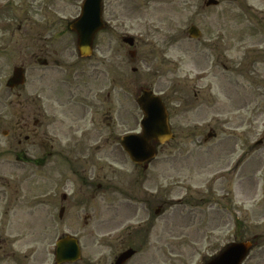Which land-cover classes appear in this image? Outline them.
I'll return each mask as SVG.
<instances>
[{
	"label": "rangeland",
	"instance_id": "obj_1",
	"mask_svg": "<svg viewBox=\"0 0 264 264\" xmlns=\"http://www.w3.org/2000/svg\"><path fill=\"white\" fill-rule=\"evenodd\" d=\"M82 2L0 0V191L12 189L2 185L8 179L12 182V173L21 171L13 164L21 149H33L34 155L42 153L40 141L45 128L36 124V119H41L38 95L42 89L46 96L48 94L47 86L40 85L38 80L40 66L34 63L33 51L39 42H52L54 49L61 52L55 56L64 55L71 70L69 64H76L74 34L69 30L59 36L57 33L61 34L59 29H63L60 25L65 26L80 12ZM219 2L206 6L205 0H104L103 18L107 27L96 36L93 54L78 61L85 68L82 78L89 83L93 101V94L96 93L100 101L99 96L105 98L110 92L106 98L108 114L116 119L118 114H124V118L129 119L132 112L138 110L135 101L138 90L143 87L153 88L158 93L166 90L173 102L170 122L175 126L176 137L158 146V156L147 169L148 198L153 208L149 215L151 222H148L150 232L139 229L129 234L128 225H138L141 218L139 215L130 217L132 214L126 212L130 208L126 206L109 208L116 199L124 201L122 196L118 198L119 194L116 199L108 195L90 199L86 193L81 197L85 200L81 213L78 209L71 211L67 226L70 227L68 233L78 235L83 260H97L100 253L94 247L102 244L103 239L107 264L113 263L119 255L122 241L137 252L128 264H201L232 241L257 237L244 264H264V0ZM52 24L56 25L51 33ZM194 24L201 30L200 38L192 39L188 35V29ZM44 25L48 26V31L41 29ZM124 35H132L137 40V56L133 61L129 57L130 48L123 42ZM18 65L26 69V81L11 89L6 81ZM225 65L232 69L235 81L239 82L235 87H241L242 94L244 88L246 96L252 92L247 99L249 102L246 101L247 107L237 101L238 109L232 114L239 116L231 118L233 123L229 127L224 126L235 135L244 132L246 137L251 132L249 139L256 140L253 152L243 158H247L246 162L237 170L234 158L239 153L228 158L229 152L220 151L222 145L231 143L221 138L223 130L205 145L196 138L197 132L204 134L203 126L197 131L196 122L191 123L189 141L182 121L183 88L190 92L187 96L190 102L194 100L193 93L207 88L208 84L213 90L222 89L217 84L226 82ZM132 66L138 71L133 72ZM214 71L218 72L212 77ZM50 73L54 72L47 70L43 77L45 84L61 79L53 78ZM122 75L131 79L122 83ZM219 98L227 110L236 108L229 107L228 98L222 94ZM93 110L90 116H101ZM221 113L226 112L222 109ZM191 119H197L196 113H192ZM25 124L26 132L34 131L26 133L30 136L28 141L24 139L23 130L18 137L19 127ZM18 138L22 145L17 143ZM129 166L133 171L132 164ZM40 169L33 167L32 170ZM124 177L130 179L127 173ZM155 195L167 199L166 211L158 216L154 205L160 198L156 199ZM46 210L42 211L44 218ZM17 214L19 218L28 217L24 208ZM29 219L32 225L26 220L8 224L0 215V264L53 263L50 253L45 263L42 259L45 251L54 250L55 241L66 229L64 223L57 220L47 225L45 220L43 224H36L32 214ZM100 219L106 220L99 225Z\"/></svg>",
	"mask_w": 264,
	"mask_h": 264
},
{
	"label": "flooded vegetation",
	"instance_id": "obj_2",
	"mask_svg": "<svg viewBox=\"0 0 264 264\" xmlns=\"http://www.w3.org/2000/svg\"><path fill=\"white\" fill-rule=\"evenodd\" d=\"M55 25L52 24L49 27L50 32ZM47 27V25H44L41 29L48 31ZM60 27L62 28L63 25H60ZM59 31H61V34L57 33V36L64 34L63 30L59 29ZM52 44V42L47 41L39 42L33 51L34 63L40 66L38 68L41 71L40 73L37 70V74L39 75L38 80L40 81V85L47 86L46 93L48 94L46 96L45 91L42 89L41 95H38L40 96L38 98L41 102L38 113L41 119H36V124L40 123L45 128L40 141L42 153L34 155L31 152L33 149L24 147L21 149V154L16 155L14 158L15 162L13 164L15 165V169H20L21 171L12 173V182L8 179L2 185V187H10L12 189L0 191L1 220L8 224L10 222L26 220L29 225H32V220L30 221L29 219L31 218V214L36 224H43L46 220L47 225H53L59 220L64 223V227L66 228L59 237H64L70 235L68 233L70 227L67 225L70 224L71 211L78 209L77 211L81 213L82 205L85 202L84 198L81 197L85 193V196L90 195V199H95L98 196L104 197L105 195L116 199L119 194L118 198L122 196L124 201L116 199L113 206L109 208L122 209L125 206L129 207L131 210L127 209L126 212L132 214H129L130 217L137 218L139 215L141 218L138 222V227L146 230L145 232L147 233L150 232L148 222H151L149 215L153 208L148 198V168L145 166V163H133L121 145V140L124 135L140 133L142 131L141 119L143 116H141L142 112L140 108L132 112L133 114H131L129 119L124 118V114H118L117 119L113 115H109L106 98L107 94L110 96V92H107L105 98L99 96L100 101L97 100L98 95L96 93L93 94L95 99L93 101L91 91H89V83L86 79L82 78L86 73L85 68L84 66L81 67L80 62H78L84 61V59L79 58L75 60L76 64L74 66L69 64L71 67V70H69L68 64L64 60L65 56H55L61 52L58 48L55 50ZM218 61H220V57H218ZM47 70L54 72L50 73L54 76L53 78L61 79H58L56 82L52 81L50 84H45L42 80L47 75ZM217 72L214 71L212 77H215ZM224 72L226 82H218L217 84V87L221 85L222 89L216 88V90H213L211 84H208L207 88H198L199 90L193 93L194 100L191 102L187 99L189 98L187 96L190 95V92L185 87L183 88V101H181L183 102L181 104L182 121L184 129L188 130L187 139L189 141L192 137V132L189 129L191 123L196 122L197 131L203 126L202 130H205L204 134L201 135L197 132L196 138L200 139L205 145L210 143L212 139H216L220 134V130H223L221 138L226 139L227 142H234V145L228 142L230 144L228 146L226 144L222 145L220 151L226 150L229 154L231 153L230 155L227 154L228 158L239 153L234 158L236 166H238L241 164L242 156L253 152L255 141L253 138L249 139L252 136L251 132L246 137L244 132L235 135L233 131L226 130L224 126L229 127L233 123L231 118H237L239 116L232 114L236 112L234 110L238 109L237 101L243 102L244 107H247L249 102L247 99L251 98L252 92H249L246 96V90L244 88L242 90L244 93L242 94L240 92L242 88L239 87L238 89V87H235V83L237 82L239 84V82L235 81L230 67L225 65ZM87 77L89 76L87 75ZM122 79L125 81V79H131V77L122 75L120 81ZM200 79L202 80L204 78L200 77ZM246 89L249 90L247 87ZM142 90L143 88L140 91ZM140 94L139 92L138 96ZM220 94H222V97L228 98L229 107L235 106L236 108L227 110L225 108L226 104L222 103L219 98ZM159 95H161V99L167 111H169V116H171L173 113L171 95L166 90H162ZM92 108L95 109L93 110L95 114L99 112L101 116H90ZM221 108L226 113H221ZM240 108L243 109L242 106ZM211 112L212 117L209 116ZM192 113H196V120L191 119ZM252 115L254 116L251 112V118ZM241 119L245 120L242 116ZM199 122L201 124H198ZM212 122L215 125H212ZM25 127L26 124L22 128L19 127L18 137L21 136L23 130L25 134L24 139L28 141L30 140V136L26 135V133H33L34 131L28 130L26 132ZM118 128L122 131H117ZM174 129L175 126H173L172 131ZM17 143L22 145V140L18 138ZM206 149L209 152L210 147L208 146ZM113 161L116 163H113ZM130 164L133 166V171L130 170ZM118 166L121 167L122 172L118 170ZM33 167L41 169L32 170ZM124 170L127 171L123 172ZM126 173L130 179L124 177ZM115 177L120 179L117 181ZM158 177L160 176L158 175ZM155 196L157 197L156 199L160 198L159 195ZM159 200L160 202L154 205L156 216L160 215L162 211H166L167 199L161 197ZM22 208L25 209L28 217L19 218L16 216L18 215L17 211ZM163 208L165 210H162ZM45 209H47L45 212L47 213L46 218L42 215V211ZM86 219L84 217L85 222L88 223ZM103 220L106 219H100L99 225L104 222ZM44 234H46V231ZM132 238L135 239L136 236L132 235ZM102 242V244L94 247L100 253L97 261L95 259H87L85 261L82 255V259L76 263L107 264V254L105 253L106 245L103 239ZM129 247H131L130 244L127 245L126 242H123L120 245L119 251L128 249ZM55 252L56 250L52 252L49 250L47 252L45 251V257L42 259V262L45 263L47 261L49 257L48 253H50L53 255V264H57Z\"/></svg>",
	"mask_w": 264,
	"mask_h": 264
},
{
	"label": "water",
	"instance_id": "obj_3",
	"mask_svg": "<svg viewBox=\"0 0 264 264\" xmlns=\"http://www.w3.org/2000/svg\"><path fill=\"white\" fill-rule=\"evenodd\" d=\"M206 3L207 5H214L219 2L217 0H207ZM101 6L102 0L88 1L84 7L85 9H83V16L81 15L79 20H76L72 25V29L78 32L80 51H82L83 55H88L92 52L93 39L98 31L104 28L103 18H101ZM189 33L193 38L201 36L200 30L195 25L189 30ZM124 41L130 46L135 42L133 37L125 38ZM135 54V51H131L132 56ZM24 73L23 67L14 68L13 76L8 80L7 86L15 88V86L24 84ZM151 93L145 90L143 96L139 98V102H141L142 108L146 112L143 135L125 137L122 143L134 162L153 159L157 143H165L170 138H173L169 122H167V111H165L160 99ZM59 244L56 254L60 258L59 262L76 260L79 255V245L76 240L67 238ZM251 245L250 242L236 243L228 247L225 252L217 256L209 264H241L249 252ZM134 253L132 249L125 251L119 256L117 264H124Z\"/></svg>",
	"mask_w": 264,
	"mask_h": 264
},
{
	"label": "bare ground",
	"instance_id": "obj_4",
	"mask_svg": "<svg viewBox=\"0 0 264 264\" xmlns=\"http://www.w3.org/2000/svg\"><path fill=\"white\" fill-rule=\"evenodd\" d=\"M243 167V166H242ZM242 169V168H241Z\"/></svg>",
	"mask_w": 264,
	"mask_h": 264
}]
</instances>
